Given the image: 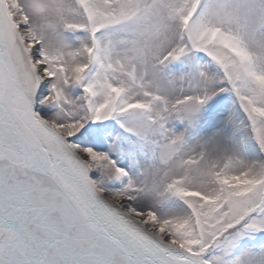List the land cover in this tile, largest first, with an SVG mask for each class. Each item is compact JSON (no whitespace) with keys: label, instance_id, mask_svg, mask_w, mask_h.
Instances as JSON below:
<instances>
[{"label":"snow or ice","instance_id":"1","mask_svg":"<svg viewBox=\"0 0 264 264\" xmlns=\"http://www.w3.org/2000/svg\"><path fill=\"white\" fill-rule=\"evenodd\" d=\"M0 264H264V0H0Z\"/></svg>","mask_w":264,"mask_h":264}]
</instances>
